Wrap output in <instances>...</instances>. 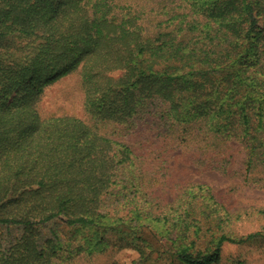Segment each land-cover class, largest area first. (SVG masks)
Returning a JSON list of instances; mask_svg holds the SVG:
<instances>
[{"label":"trees","instance_id":"trees-1","mask_svg":"<svg viewBox=\"0 0 264 264\" xmlns=\"http://www.w3.org/2000/svg\"><path fill=\"white\" fill-rule=\"evenodd\" d=\"M75 71L85 113L145 126L146 149L225 172L237 141L245 174L264 167V0H0V264H55L53 222L97 244L146 229L170 239L169 264H216L224 243L264 237L235 238L208 186L172 180L170 160L149 171L154 158L96 125L42 118L46 88Z\"/></svg>","mask_w":264,"mask_h":264},{"label":"rangeland","instance_id":"rangeland-1","mask_svg":"<svg viewBox=\"0 0 264 264\" xmlns=\"http://www.w3.org/2000/svg\"><path fill=\"white\" fill-rule=\"evenodd\" d=\"M36 107L42 118L73 116L89 125H96L100 134L129 145L136 153L154 158L146 163L149 164L146 165L149 171L157 168L159 158L170 160L172 180L178 183L189 180L208 186L219 203V209L222 208L230 219L229 229L235 238L257 233L264 236V167L259 165L245 174V154L237 141L227 143L228 146L222 150L228 161L225 172L212 163L197 167L190 161L191 153L180 147L157 150L156 145L146 149L147 143L142 138L149 132L145 126L127 130L113 123H95L85 113L78 71L47 87ZM160 183L159 179L158 186ZM175 189L173 186L171 191L163 185L159 190L161 198L173 199ZM49 229H54L64 242V249L55 264H169L171 260L170 239L154 235L146 229L142 230L143 242L110 233L100 244L96 243L99 236L91 229L70 228L53 222L45 228L47 236L50 235ZM216 264H264V237L259 236L242 244L224 243Z\"/></svg>","mask_w":264,"mask_h":264}]
</instances>
